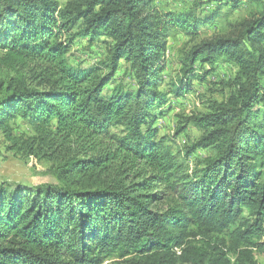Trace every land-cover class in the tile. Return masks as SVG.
<instances>
[{
    "label": "trees",
    "instance_id": "16d2710c",
    "mask_svg": "<svg viewBox=\"0 0 264 264\" xmlns=\"http://www.w3.org/2000/svg\"><path fill=\"white\" fill-rule=\"evenodd\" d=\"M201 18L165 13L156 0H0V129L8 150L49 164L57 185H0V264H257L264 255V0L210 38ZM183 32L172 90L200 70H234L230 94L185 117L201 134L176 152L153 126L168 41ZM109 39L108 56L79 69L77 38ZM138 89L110 93L120 62ZM200 70L198 71V68ZM203 78V79H202ZM32 134L17 135L16 121ZM183 129H180L182 131ZM211 154L195 168L196 149Z\"/></svg>",
    "mask_w": 264,
    "mask_h": 264
},
{
    "label": "rangeland",
    "instance_id": "374dc122",
    "mask_svg": "<svg viewBox=\"0 0 264 264\" xmlns=\"http://www.w3.org/2000/svg\"><path fill=\"white\" fill-rule=\"evenodd\" d=\"M65 5L69 0H58ZM238 9L224 6L222 16L208 26H201L199 36L201 39L210 38L215 32L225 27L227 23L223 17L231 21L240 20L253 11L255 4L252 0H242ZM156 5L165 13H188L195 12L201 18L214 13L221 3L210 0H156ZM109 39L101 38L95 42L80 37L77 38L71 48L69 60L79 69H87L99 65L108 56ZM111 42V41H110ZM194 42L191 36L180 32L176 37L169 39L168 50L163 57L165 64L161 90L167 94L166 102L157 107L156 120L153 126L158 130L159 137L166 138L174 151L183 153L186 157L187 150L195 145L200 137L199 131L193 126L184 124L185 117L191 116L197 111H204V103L209 100H222L230 94L225 84L234 76V70L222 62L215 66L205 65L200 70L205 81L193 80L188 91L183 96L177 97L173 90V84L178 83L180 74V59L184 51H188ZM1 79V74H0ZM203 79V78H202ZM123 86L127 91L138 89L133 72L125 61L120 62L119 68L113 81L105 88V93H110L115 87ZM264 111L263 108H261ZM180 129H183L180 131ZM15 133L17 135L32 134L28 122L19 118L16 121ZM211 154L210 150L198 148L194 150L187 163L195 168L198 162H202ZM4 182L16 183L28 189H34L42 185H57L58 182L49 170V164L40 161L36 157L25 159L21 155H15L8 150L3 131L0 129V185ZM257 264H264V255L257 256Z\"/></svg>",
    "mask_w": 264,
    "mask_h": 264
}]
</instances>
